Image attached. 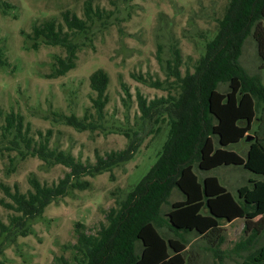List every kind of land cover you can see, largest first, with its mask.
Here are the masks:
<instances>
[{
    "label": "rangeland",
    "instance_id": "374dc122",
    "mask_svg": "<svg viewBox=\"0 0 264 264\" xmlns=\"http://www.w3.org/2000/svg\"><path fill=\"white\" fill-rule=\"evenodd\" d=\"M3 2L11 8L6 9V14L0 11V47L7 64L0 65V184L8 186L11 192L17 186L21 193H26L31 189L29 179L35 178L50 186L68 172L61 165L49 166L37 157L22 156L23 143L13 147V134L3 135L1 130L4 117L11 112L22 116L28 136L33 139L32 146L38 142L39 133L45 136L50 132L49 148L68 152L85 164H93L97 155L102 157L108 152L123 150L128 143L125 132L139 133L137 137L141 139L128 163L110 173L85 177L83 181L89 183L87 189L70 190L67 196L50 203L42 217L32 222V233L9 240L0 256L5 264H58L55 259L60 257L75 264L76 252L72 245L76 242V224H82L87 234H96L100 225L106 224L108 211L116 208L149 172L167 137L165 115L157 123L142 122L136 94L151 101L166 97L168 92L150 88L136 78L158 80L166 89L172 83L166 81L165 66L174 48L180 52L181 74L193 72L205 44L217 31L228 0H0V4ZM87 3L93 10H101L102 18H95L89 25L87 39L80 35L75 40L80 47L75 68L62 77L47 78L54 56L64 57L65 51L44 45L38 50L28 49L31 42L26 35L31 34L33 25L47 20H54L66 31L62 13L68 11L84 19ZM258 52L256 40L252 35L246 37L239 64L248 76L264 86V64ZM97 70L109 77L108 101L100 120L91 103L95 93L89 87V77ZM217 90L227 92V84H218ZM53 114L75 115L79 119L86 116V122L93 123V129L78 132ZM254 125L257 127V123ZM260 129L264 136V124ZM248 144L242 142L227 149L245 158ZM194 173L199 180L216 177L234 197L238 188L251 187V182L262 179L236 166L199 171L195 164ZM182 198L173 189L163 212L170 203ZM0 200L10 201L1 189ZM14 215L17 214L0 205L2 224L7 225ZM243 225L242 219L222 222L219 233L224 242L218 248L196 234L188 235L186 264H240L244 254L237 255L233 247L244 237ZM161 233L177 238L166 230ZM263 241L264 230L254 248ZM137 251L140 252L139 245Z\"/></svg>",
    "mask_w": 264,
    "mask_h": 264
},
{
    "label": "trees",
    "instance_id": "16d2710c",
    "mask_svg": "<svg viewBox=\"0 0 264 264\" xmlns=\"http://www.w3.org/2000/svg\"><path fill=\"white\" fill-rule=\"evenodd\" d=\"M0 7L3 14L11 8L4 2ZM102 14L87 3L84 19L68 11L62 13L66 31L54 20L32 26L31 34L26 35L31 42L28 49L38 50L44 45L65 51L64 57L54 56L47 78L62 77L75 68L80 50L75 40L80 35L87 39L89 25L95 18L101 19ZM262 23L264 0H228L217 31L205 44L193 72L181 74L180 52L174 48L165 66L166 81L172 83L166 89L158 80L132 76L150 88L168 92L166 97L151 101L136 94L142 122L157 123L165 115L169 128L167 137L149 172L116 208L108 211L106 224L100 225L96 234H87L82 224H76V242L72 245L76 252L75 264H186L184 253L189 243L188 235L196 234L218 248L224 242L219 233L221 223L238 219L244 220V237L234 244L233 251L237 255L244 254L240 264H264V241L254 248L264 230V136L260 129L264 124V86L248 76L239 64L242 43L250 35L257 42L264 64ZM2 57L0 47V65H7ZM108 84L109 77L101 70L89 77V87L95 93L91 103L98 120L103 118L108 101ZM218 84H227V92L220 93ZM124 91L130 98L126 88ZM53 115L78 132L93 129V123L86 122V116L79 119L75 115ZM1 130L3 135L13 134V147L17 148L19 143L25 145L22 156L37 157L49 166L61 165L68 172L50 186L31 178V189L26 193H21L17 186L11 192L8 186L0 184L4 196L10 200H0V205L17 214L7 225L0 222V256L9 240L32 233V222L42 217L50 203L67 196L70 190L87 189L89 183L83 181L85 177L110 173L128 163L141 143L137 137L139 133L125 132L128 143L123 150L111 151L102 157L97 155L93 164H85L68 152L49 148L50 132L45 136L39 133L38 142L32 146L33 139L29 138L28 128L24 127L19 114H7ZM249 133L253 135L245 158L227 149L244 143ZM195 164L199 171L221 166L242 167L262 179L251 182V187L238 188L234 197L216 177L199 180L194 173ZM173 189L183 198L170 203L163 212ZM163 230L172 232L177 238L165 237L161 233ZM55 261L71 264L62 257ZM0 264L5 262L0 260Z\"/></svg>",
    "mask_w": 264,
    "mask_h": 264
},
{
    "label": "water",
    "instance_id": "95a60500",
    "mask_svg": "<svg viewBox=\"0 0 264 264\" xmlns=\"http://www.w3.org/2000/svg\"><path fill=\"white\" fill-rule=\"evenodd\" d=\"M251 140H252V136L247 135V137H246V139H245V142H246V143H250Z\"/></svg>",
    "mask_w": 264,
    "mask_h": 264
}]
</instances>
